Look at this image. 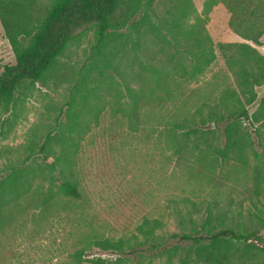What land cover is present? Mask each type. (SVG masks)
<instances>
[{"label": "rangeland", "instance_id": "obj_1", "mask_svg": "<svg viewBox=\"0 0 264 264\" xmlns=\"http://www.w3.org/2000/svg\"><path fill=\"white\" fill-rule=\"evenodd\" d=\"M189 1L190 7L177 4L173 11L188 25L201 15L205 0ZM167 3L158 0L148 15L134 17L131 24L136 28L126 32L128 45L118 54L114 51V59L112 37L106 52L109 68L97 87L71 94L68 83L59 87L36 84L19 111V120L5 138L0 136V264H92L96 259H121L124 256L113 254L110 244L120 242L124 250L139 248L145 241L141 228L147 222L165 225L155 230L150 244H158V238L171 241L172 234L180 233L174 213L176 204L184 212L183 219L191 216L201 222L202 214H187L184 200L201 204L202 209L217 204L227 223L232 221L236 229L258 230L264 239V150L257 149L256 159L248 153L249 162L244 165L222 160L207 149V143L223 147V140L214 135L206 141L193 136L179 146L169 134L172 124L190 117L203 104L213 105L225 89L236 90L218 44H249L264 56V38L260 46H254L235 35L228 27L226 9L219 4L206 22L215 46V62L193 78L172 73L158 86L154 69L172 71L182 59L169 43L164 18H169L164 9ZM233 52L234 49L225 51L228 55ZM87 55L85 45L73 47L66 61L76 66ZM15 63L0 23V73ZM187 65L192 66L189 62ZM113 81L119 83L121 94H126V84L153 91L136 132L128 128L119 113L113 112L112 106L105 104L113 102ZM255 93L257 102L244 105L250 114L264 97V85ZM72 99L75 101L70 103ZM7 117L4 114L1 119ZM258 127V123L249 126L250 130ZM1 130L7 127L0 120ZM49 132L53 137L52 153L45 159L37 149ZM258 136L262 141L252 135L264 144V134ZM61 151L71 157L69 164L72 180L78 184L79 200L60 196L45 200L49 188L58 185L56 172L47 171ZM15 168L19 169L15 172ZM171 200L174 203H169ZM146 244L142 247L150 245ZM250 244L245 264L258 261L264 246L263 240ZM180 246L185 247V242ZM78 251L83 252L80 261L74 258ZM234 251L239 256L238 248ZM148 261L166 264V256L144 257V264Z\"/></svg>", "mask_w": 264, "mask_h": 264}, {"label": "trees", "instance_id": "obj_2", "mask_svg": "<svg viewBox=\"0 0 264 264\" xmlns=\"http://www.w3.org/2000/svg\"><path fill=\"white\" fill-rule=\"evenodd\" d=\"M157 2L158 0H0V23L16 59L15 65L4 67L0 73V120L7 127L6 131H0V136L5 138L19 120V111L36 84L59 87L68 83L71 94L97 87L109 68L106 52L112 37L114 59V53H120L128 45L126 42L129 35L126 32L136 28L131 24L134 17L148 15ZM167 2L164 9L169 18H164L170 37L168 42L177 55H182V59L173 66L172 71L154 69L158 86L172 77V73L180 78H193L215 62V46L206 30V22L213 8L219 4L226 9L229 15L228 27L235 35L254 46H260L264 38V0H205L201 15L196 16L194 23L189 25L183 24L179 16L173 15V11L177 4L186 3L190 7L191 2ZM138 34L141 35L139 31ZM137 43L136 46H139L141 41ZM83 45L88 54L85 61L76 66L69 64L66 61L67 54L73 47L80 48ZM217 48L224 53L225 65L235 81L236 90L225 89L213 105L203 104L190 117L172 124L169 134L179 146L187 143L193 136L206 141V138L214 135L223 140L224 145L218 148L207 143V149L222 160L230 159L248 165V153L256 159L259 156L257 149L264 150V144L252 137L253 135L262 141L258 135L264 134V97L259 100L252 114L244 107L257 102L255 89L264 85V56L249 44L220 43ZM226 49H234L235 52L228 55L225 53ZM186 61L192 65L190 68ZM118 86L119 83L113 81V102L108 100L105 104L112 106L113 112L119 113L128 128L136 132L141 125L142 110L151 103L153 91L141 85L133 88L126 84V94L123 91L121 94ZM74 101L72 99L70 103ZM4 114L8 117L1 119ZM255 123L259 127L250 130L249 126ZM218 131L220 134H217ZM52 139L49 132L42 146L37 149V153L45 159L52 153ZM28 159L27 157L26 161ZM69 159L71 157L67 152L61 151L50 164L47 174H51V170L55 171L58 185L49 188L44 194L46 201L57 196L70 200L81 198L78 184L72 180ZM22 166L23 164L20 165ZM8 180L12 178L8 177ZM169 203L174 202L171 200ZM183 204L188 206L187 214H202L203 220L198 223L191 216L183 219L184 212L176 204L174 213L178 217L181 232L172 234L171 241L158 238V244H150L155 237V230L165 227L164 224L150 221L141 228L145 241L139 248L128 247L124 250L120 242H115L110 244L114 249L113 254L124 257L113 261L96 259L92 264H127L130 260L135 264H144V257L157 255H165L166 264H173L175 260L177 264H245L243 259L251 241L263 240L264 243L258 230L236 229L232 221L227 223L220 216L223 209L217 204L206 206L205 209H202L201 204L189 200H184ZM184 242L186 246L181 247ZM145 243L150 245L143 248ZM238 246L243 247L239 249ZM236 248L239 256L234 251ZM82 256V251L74 254L77 261ZM146 264L153 263L148 261ZM252 264H264V246L260 250V259Z\"/></svg>", "mask_w": 264, "mask_h": 264}]
</instances>
